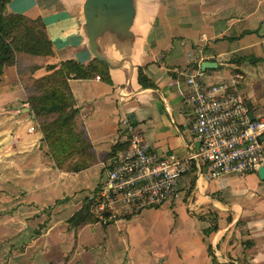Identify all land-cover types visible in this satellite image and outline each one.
<instances>
[{"label":"crops","instance_id":"crops-1","mask_svg":"<svg viewBox=\"0 0 264 264\" xmlns=\"http://www.w3.org/2000/svg\"><path fill=\"white\" fill-rule=\"evenodd\" d=\"M100 1L98 7L97 0L5 4L8 12L39 16L52 50L38 56L19 52L14 64L0 73V188L5 186L0 205L8 204L0 213L20 218L11 222L10 232L20 233L26 251L37 250L36 264H264V179L257 169L213 178L204 163L193 160L178 178L172 198L146 207L167 214L165 230L171 240L141 249L144 258L139 262L133 261L132 252L140 247L127 240L118 252L95 259L89 236L146 208L130 214L124 208L128 217H115L104 226L60 223L80 206L79 197L97 187L103 162L127 145L129 125L160 155L184 158L196 149L193 112L184 101L185 75L201 60L216 62L203 69L205 82L229 76L232 66L264 68V0ZM69 58L82 64L92 58L104 61L110 79L105 82L98 74L66 78L76 108L73 129L87 139L92 152L72 172L55 165L19 83L20 74L36 78ZM138 66L152 85L138 83ZM237 91L256 102L249 89ZM68 159L82 157L73 152ZM88 177L93 178L89 187ZM65 195L70 197L59 200ZM47 205L52 207L50 219L28 237L33 227L28 217ZM116 232L120 235L121 227Z\"/></svg>","mask_w":264,"mask_h":264},{"label":"built area","instance_id":"built-area-1","mask_svg":"<svg viewBox=\"0 0 264 264\" xmlns=\"http://www.w3.org/2000/svg\"><path fill=\"white\" fill-rule=\"evenodd\" d=\"M203 77L199 66L185 75L184 101L192 108L196 149L184 158L160 155L129 125L126 148L104 165L96 189L97 209L118 202L130 211H140L170 200L178 178L193 160L204 163L213 178L264 167V116L255 114L237 91L240 75L213 82Z\"/></svg>","mask_w":264,"mask_h":264},{"label":"trees","instance_id":"trees-1","mask_svg":"<svg viewBox=\"0 0 264 264\" xmlns=\"http://www.w3.org/2000/svg\"><path fill=\"white\" fill-rule=\"evenodd\" d=\"M8 1L0 0V73L4 66L14 64L19 52L36 56L52 52L50 40L40 17L31 18L22 13L8 12L5 10V4ZM50 67L52 68L53 65ZM94 74H98L105 82H110L107 64L97 58H92L86 64L70 58L64 59L49 73L36 78L27 77L33 80L36 92L25 96V100L39 123L42 139L58 168L75 171L86 164V161H83V155L88 154L89 157H92L87 139L79 131L73 129L76 108L72 107L66 78H86ZM24 80L25 78H21L20 74V81ZM137 81L142 86L153 84L144 75L140 66L137 69ZM126 146L124 145V148ZM69 147L75 149L68 151ZM119 147V145L114 146L113 152ZM124 148L122 147V149ZM73 152L80 154L82 159L79 161L68 159ZM99 200L95 190L93 195L83 199L80 206L70 214L68 219L74 224L92 221L90 206ZM108 211L109 209L105 208L102 214L107 217ZM134 212L136 211H129V214Z\"/></svg>","mask_w":264,"mask_h":264},{"label":"rangeland","instance_id":"rangeland-1","mask_svg":"<svg viewBox=\"0 0 264 264\" xmlns=\"http://www.w3.org/2000/svg\"><path fill=\"white\" fill-rule=\"evenodd\" d=\"M221 66H227L224 64H221ZM252 67V66H251ZM229 74L232 75L234 73H237L240 75V78L238 79L237 83V89L240 91L243 89L247 90L249 89L251 91L252 96L255 98V103L252 104L250 101H247L246 95H241L246 99L247 105L253 106L255 109L258 110V112L261 113L262 116H264V68L261 65H253L251 69H245V68H237L235 66L230 67ZM24 75V74H23ZM21 78H25L24 81H20L19 77V83H21V88L23 90V100H25V96L32 92H36L34 90V84L33 80L30 78H27V76H21ZM246 94V93H245ZM27 104V102H26ZM28 106V104H27ZM255 114H258V112L255 110ZM33 119L35 120V126L39 129V123L36 120L35 116H33ZM107 160L103 162L102 167L99 171V176H102L104 165L106 164ZM71 171V170H67ZM72 172V171H71ZM85 183L87 187L91 186L93 183V178L88 177L85 179ZM5 186L1 184V189H4ZM96 188L93 190L90 189L87 192H85L81 198V202L83 201V198L86 196H89V194H94ZM91 196V195H90ZM47 200H49L50 195L46 196ZM70 197V195H65V197L60 198L59 200H65L66 198ZM97 197V195H96ZM80 202V201H79ZM80 202V203H81ZM96 204L93 205V203L90 206V216L93 219L90 222L85 223H93V222H99L101 225L104 226V224L108 223L107 221H112L115 217H128L126 215L127 210L125 206L121 205L118 202H115L112 204V209L114 211H111L112 209H109V215L106 217L104 214H102V211L109 208V206H105L101 209H97L95 207ZM157 206H153L152 208H156ZM104 209V210H103ZM120 212H116L117 210H123ZM128 209V208H127ZM144 209V208H143ZM1 210H8V204L5 202H2L0 205V211ZM52 210V207L47 205L46 207H43L39 209L37 212L33 213L28 218L31 220V223L33 224L31 232H24V236L27 235L28 237L35 236L38 232L40 227L44 226L46 222L50 219V212ZM101 210V211H100ZM129 210V209H128ZM142 210V209H141ZM3 213H7V211H2ZM138 211L134 212L137 213ZM42 214V215H40ZM20 218H13L9 219L6 215H3L0 213V264H26L25 262H30V264H36L35 263V257L37 255V250L33 251H26L24 249V245L26 244V241L21 242V235L13 234L10 232V229L12 227V221L18 220ZM56 219V217L54 218ZM168 221V217L166 213H158L154 211L153 209H144L141 213L134 216L132 219L126 221V220H120L118 224L116 222H113L110 224V228L108 230L103 231L101 228L96 229L95 232H93L89 239H93L95 242V248L97 256H95V259H102L103 256H107L109 253L112 252H118V249L123 245L124 241L127 240L129 243L132 244H138L140 248H138L135 252H132V258L134 262L141 261L144 257L143 252L141 249H145L147 245H155L158 242L169 240V234L166 233V224ZM63 222H68L69 224H74L71 220L65 218L64 220H60V223L64 224ZM14 228L17 227V225H13ZM121 227L122 233L119 235L116 232V229ZM17 231H14V233H17ZM178 238V236H177ZM134 244V245H135ZM104 250V254L102 251ZM27 252V254H26ZM145 250V254H146ZM144 254V255H145ZM148 254V253H147ZM117 255V254H116ZM115 255V257H116ZM153 258L151 259V261Z\"/></svg>","mask_w":264,"mask_h":264},{"label":"water","instance_id":"water-1","mask_svg":"<svg viewBox=\"0 0 264 264\" xmlns=\"http://www.w3.org/2000/svg\"><path fill=\"white\" fill-rule=\"evenodd\" d=\"M100 3L101 1L97 0V7L100 5ZM215 65H216L215 61L204 59V60H201L199 67L201 70H203L204 68L215 67ZM248 116L249 118H252V112L250 110L248 111ZM257 174L260 179H264V167L263 166H259L257 168Z\"/></svg>","mask_w":264,"mask_h":264}]
</instances>
